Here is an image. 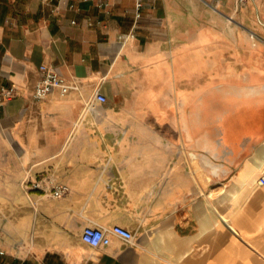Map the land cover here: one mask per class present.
<instances>
[{"label":"crops","instance_id":"1","mask_svg":"<svg viewBox=\"0 0 264 264\" xmlns=\"http://www.w3.org/2000/svg\"><path fill=\"white\" fill-rule=\"evenodd\" d=\"M8 87L0 264H264V0H0Z\"/></svg>","mask_w":264,"mask_h":264},{"label":"built area","instance_id":"2","mask_svg":"<svg viewBox=\"0 0 264 264\" xmlns=\"http://www.w3.org/2000/svg\"><path fill=\"white\" fill-rule=\"evenodd\" d=\"M245 1L247 0H233L235 6L240 5ZM139 5L140 3L137 2L136 7L138 8ZM136 16H138L137 12ZM131 35L132 33L127 34V36ZM38 69L40 71V76L33 86L32 95L34 99L44 98L53 88L58 89L60 94H65L71 89H77V85L73 81H70L66 77L62 76L53 66L41 64L39 65ZM13 94L12 87L1 88L0 106L2 105L4 98H8ZM92 98L96 101H104L106 99L105 96L98 91L93 94ZM257 182L259 184H264V171H262L257 177ZM28 186L30 188H42L40 180L30 181ZM67 191L68 187L65 184L54 185L50 189L51 195L55 197L61 196ZM110 234L117 235L118 237L125 240H130L132 238V232L120 225H112L109 228H105L98 225L89 224H86L82 227L80 238L83 242L89 244L90 246L97 247L107 244L109 242Z\"/></svg>","mask_w":264,"mask_h":264}]
</instances>
